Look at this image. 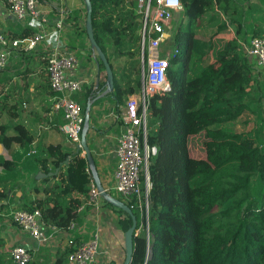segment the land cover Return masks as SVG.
Here are the masks:
<instances>
[{"label":"trees","instance_id":"trees-1","mask_svg":"<svg viewBox=\"0 0 264 264\" xmlns=\"http://www.w3.org/2000/svg\"><path fill=\"white\" fill-rule=\"evenodd\" d=\"M127 1L137 4V0H91L95 40L114 72V88L107 97L118 106L141 87L138 58L119 75L113 66V59L139 55V17L127 8ZM81 2L84 34L89 41L87 8L85 1ZM181 3L182 11L169 38L179 50L168 71L172 88L151 102L148 143L158 152L149 166L148 220L140 216L133 202L126 203L137 218L139 231L131 264H264V136L252 138L229 126L254 103L262 113L264 84L258 81L253 88L254 64L239 40L264 38V24L250 20L251 11L245 9L243 0ZM222 17H230L236 37L216 47L213 38L207 39L197 30ZM228 26L224 23L220 30L227 31ZM29 28L13 38L31 37L35 29ZM92 51L99 59L104 82L89 89L84 103L75 96L84 113L88 104L99 103L97 98L109 87L106 68L93 47ZM15 130V136H7L6 131L0 135L4 149L13 144L23 148L18 168L13 160L0 158L4 173L0 176V213L15 204V210H39L47 226L68 229L80 221L81 208L89 199L94 177L88 159L81 153H65L59 144L37 147L32 153L34 139L28 130L23 125ZM198 136L203 139L205 156L197 159L191 155L190 139ZM38 171L58 173L38 180ZM29 179L35 183L31 192L21 185V180ZM51 179L53 185H49ZM17 191L20 195L15 201ZM72 251L57 257L53 264H68ZM0 264L13 262L0 260ZM30 264L51 263L37 258Z\"/></svg>","mask_w":264,"mask_h":264},{"label":"built area","instance_id":"built-area-1","mask_svg":"<svg viewBox=\"0 0 264 264\" xmlns=\"http://www.w3.org/2000/svg\"><path fill=\"white\" fill-rule=\"evenodd\" d=\"M127 2V8L139 17L140 23L138 61L141 87L137 93L128 96L115 116V120L121 123L122 132L117 140V165L110 190L120 195L122 202H133L140 216L148 220L152 188L149 166L158 152L155 146L148 143L151 102L155 96H163L171 91L168 78L171 58L166 56L168 54H165L163 45L169 40L175 17L183 6L181 0H137L136 6ZM5 3L10 14L19 22L32 24L35 33L29 38L12 40L4 34L0 24V73L9 65L12 49L31 52L53 40L51 46L47 47L48 81L55 95L53 111L62 113L65 122L60 127L61 132L76 146L81 157L86 158L82 145L85 113L83 105L75 99L84 83L78 75L80 53L68 44L64 33L70 12L60 8L53 27L49 28L48 19L42 11L43 0H5ZM215 11L220 13L218 8ZM239 43L246 57L253 61V84L258 81L264 84V38L253 37L249 42L239 40ZM178 53L179 50H176L172 58ZM101 197L95 181H91L89 199L81 211L88 207L98 209ZM11 221L23 234L41 244L50 241L52 234L49 235V231L54 233L59 230L47 226L39 210H15L11 213ZM75 230V223L66 229L71 232ZM70 239L73 251L68 256V264H98L102 242L98 230L85 243L77 245L73 238ZM10 256L13 264H30L33 260L29 249L22 245L14 246Z\"/></svg>","mask_w":264,"mask_h":264},{"label":"crops","instance_id":"crops-1","mask_svg":"<svg viewBox=\"0 0 264 264\" xmlns=\"http://www.w3.org/2000/svg\"><path fill=\"white\" fill-rule=\"evenodd\" d=\"M60 8H66L70 12L65 23L64 33L68 44L80 53L81 67L78 75L81 76L84 83L82 91L76 96L81 100V103H84L89 89L91 87L96 89L103 84L104 73L100 69L96 53L92 51L90 42L84 34L85 22L82 19L84 7L81 0H43L42 11L48 19L49 28L53 27ZM210 16L207 18L210 19ZM0 24L4 34L12 40H16L13 36L17 33L22 34L24 31H28L29 27H33L28 22L17 21L10 14L5 0H0ZM207 25V23L204 24V26ZM229 33V37H233V31L231 30ZM206 37L211 39L207 35ZM221 38H213L216 47H220L218 40ZM227 40L224 38L221 43ZM52 42L53 40L46 42L47 44H41L31 52L19 49L11 50L9 65L0 73V135L6 131L7 136H15L16 127L23 125L34 139L33 151L37 147L59 144L65 153H75L78 152L76 146L60 130L65 122L62 113L53 111L55 95L50 88L47 73V47L49 48ZM210 57L213 60L214 54H211ZM106 91L97 98L99 103L91 108L92 121H90L87 143L95 163V174L101 186L105 191H109L110 194L117 197L115 192L113 193L110 189L117 165V140L122 132L121 123L115 120V116L119 113L121 105L118 106L111 97H107L110 92L106 93ZM261 104L264 112L263 99ZM256 105L258 103L252 104L250 109L237 120V128L233 130L247 134L252 138H258L255 133L253 134L254 124L251 126V122L254 120L256 122L259 118L257 109L259 107L256 108ZM262 117H264L263 114ZM22 152L23 148L19 144H13L9 150L4 149L0 144V158L13 160L14 168L15 166L18 168L22 164V160L19 161V154ZM38 173L43 172L38 171ZM3 174V169L0 167V176ZM21 185L26 188L27 192H31L35 183L30 179L28 181L21 180ZM17 195H20L19 191H17ZM33 197L45 198L44 194H33ZM107 203L101 197L98 209L88 207L87 210H83L74 232L58 230L52 233L49 231V235L52 234V237L46 244L38 243L23 234L11 221V213L15 211L16 207L13 204L12 208L0 213V260L8 263L7 259H11V249L16 245H22L29 249L33 260L37 258L40 261L50 259V263L53 264L57 257L73 250L70 238H73L78 245L88 242L98 230L102 236L98 264H124L126 226L131 225L132 219L123 210ZM137 234L139 231L136 232Z\"/></svg>","mask_w":264,"mask_h":264},{"label":"rangeland","instance_id":"rangeland-1","mask_svg":"<svg viewBox=\"0 0 264 264\" xmlns=\"http://www.w3.org/2000/svg\"><path fill=\"white\" fill-rule=\"evenodd\" d=\"M127 4L129 5V2H127ZM243 4H244V7H245L246 10L249 9L251 11L250 14H249V17H250V20L253 23L257 22L258 24H264V4L262 3L261 0H243ZM175 18L177 20L179 17H175ZM229 18L225 17V18H222L217 23L208 24L207 26H204V28L198 29L197 32L201 36H206L207 35L210 38H219V37L221 38L222 37L220 40H218L219 44L222 45L221 41H223L224 38H227L229 40L230 39V37H229L230 33L229 32L231 30L232 31L235 30V27L230 26ZM224 23L225 24L228 23V25H229L227 31L226 30H220V27H222L224 25ZM84 26H85V24H84ZM169 40H167L163 46H164L165 54H168L166 56H168V58H172V56L174 55L176 49L172 46V44L169 42ZM137 58H138V54L133 59H130L128 56L127 57H123V58H121L119 60L113 59V66H114L115 72L119 75L120 72L124 68L130 67L131 63L133 61H137ZM210 61H212V57H210ZM256 83H255V85H256ZM252 86H253L254 89H256L254 87V84H252ZM257 107H258V105H256V108ZM258 111H259V109H258ZM262 113H263V116H264L263 110H262ZM262 113L261 114L259 113V118H257L256 122H254L255 120L251 122L252 123L251 126H253V124H254V130H253L254 132H253V134L255 133L257 135V137L259 135H261V137L264 136V117H262ZM236 122H234L233 124H231L229 126L232 129H236L237 128ZM259 139H261V138L259 137ZM73 147L75 148V146H73ZM190 149H191V155L193 157H195L197 159L200 158V157H204L205 156V150H204V146H203L202 137L198 136V137L191 138L190 139ZM54 183H55V180L51 179L49 185H53ZM256 185H257V178L254 177L253 178V186L256 187ZM17 197H19V195H17ZM17 197L15 198V201H16ZM117 197L122 200V197L120 195H117ZM131 223H132V220H131ZM7 260H8V263H12L11 262L12 259H7Z\"/></svg>","mask_w":264,"mask_h":264},{"label":"water","instance_id":"water-1","mask_svg":"<svg viewBox=\"0 0 264 264\" xmlns=\"http://www.w3.org/2000/svg\"><path fill=\"white\" fill-rule=\"evenodd\" d=\"M84 1H85L86 8H87L86 31H87V34L89 37L91 47H93V49L96 50L100 60L103 62L104 66L106 68V73H107V77H108V81H109V87H108L106 93L111 92L114 88V83H115L114 72L112 70V67L109 63L107 56L101 50V48L98 46V44L95 40L94 29H93L91 0H84ZM91 108H92L91 104H88L86 107L85 127H84V131L82 133V145H83V148H84V151L86 154V158L88 159L90 167L93 170V172H92L93 177H94V180L97 184L99 191L101 192V196L104 198L105 201H107L111 205H113V206L123 210L124 212H126L132 219V224H131L130 228L125 233V261H124V264H131L132 259H133V253H134V239H135L136 231H137V227H138L137 218L134 215L132 209L126 203L122 202L115 195L110 194L103 189V187L101 186V184L99 182L98 177L95 174V170H94L95 169V163H94V160H93V157L91 154V150H90L88 143H87V135H88L89 128H90ZM77 153H79V151ZM56 173H58V171ZM56 173H49V174L38 173L36 178L38 180H41L44 178L52 177V176L56 175Z\"/></svg>","mask_w":264,"mask_h":264}]
</instances>
